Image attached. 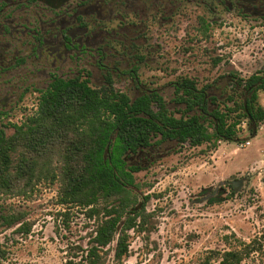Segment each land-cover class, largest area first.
Returning a JSON list of instances; mask_svg holds the SVG:
<instances>
[{
    "label": "rangeland",
    "instance_id": "374dc122",
    "mask_svg": "<svg viewBox=\"0 0 264 264\" xmlns=\"http://www.w3.org/2000/svg\"><path fill=\"white\" fill-rule=\"evenodd\" d=\"M168 3L163 18L154 9L145 27L116 30L124 44L111 42L100 68L88 57L58 72L83 78V71L92 72L91 87L109 76L131 98L155 89L167 102L170 83L182 77L201 87L229 71L243 78L264 74V18L194 0ZM259 100L264 106V93ZM36 109L37 94L28 92L0 119L4 134L10 136L11 125H22ZM248 143H221L216 151L206 145L172 151L173 144H164L127 156L128 165L140 167L130 190L145 218L129 232L128 255L116 261L113 242L104 250V264H204L210 251L241 250L240 243L252 240L257 250L241 264H264V129ZM47 161L56 180L21 178L13 190H0V264H63L87 248L94 220L57 204L61 163L56 154Z\"/></svg>",
    "mask_w": 264,
    "mask_h": 264
},
{
    "label": "trees",
    "instance_id": "16d2710c",
    "mask_svg": "<svg viewBox=\"0 0 264 264\" xmlns=\"http://www.w3.org/2000/svg\"><path fill=\"white\" fill-rule=\"evenodd\" d=\"M104 80L91 87L89 73L85 78L56 77L40 93L32 116L20 126L12 124L10 136L0 130V190H13V181L21 178L56 180L47 161L56 154L61 163L57 204L94 220L87 248L63 264H104V250L113 242L116 261L128 255L129 232L143 224L145 214L143 208L136 210L130 190L140 167L128 165L127 156L164 144H173L172 151L204 145L216 151L221 143H247L264 125L260 72L243 78L229 71L201 87L182 77L170 83L169 102L155 89L131 98L115 89L109 76ZM255 244L210 251L203 262L241 264L256 252Z\"/></svg>",
    "mask_w": 264,
    "mask_h": 264
},
{
    "label": "flooded vegetation",
    "instance_id": "af4514ba",
    "mask_svg": "<svg viewBox=\"0 0 264 264\" xmlns=\"http://www.w3.org/2000/svg\"><path fill=\"white\" fill-rule=\"evenodd\" d=\"M194 1L223 7L226 12L245 18H264V0ZM168 2L0 0V119L10 114L28 92L36 93L38 102L40 93L56 77L83 78L80 72L71 77L58 72L68 62L89 57L96 59L100 68V55L111 47L110 43L124 44L123 39L115 37L116 30L118 33L129 27H145L151 22L154 9L163 18Z\"/></svg>",
    "mask_w": 264,
    "mask_h": 264
},
{
    "label": "crops",
    "instance_id": "0c3cea01",
    "mask_svg": "<svg viewBox=\"0 0 264 264\" xmlns=\"http://www.w3.org/2000/svg\"><path fill=\"white\" fill-rule=\"evenodd\" d=\"M263 129H264V125H262V126L260 127V129L258 130L257 136H256L255 138H257V137L259 136L260 132L263 131ZM255 138H253V139H255ZM251 140H252V139H251ZM248 145H249V143H248ZM248 145H246V146H248ZM219 147H220V146H219ZM219 147H218V148H219Z\"/></svg>",
    "mask_w": 264,
    "mask_h": 264
},
{
    "label": "built area",
    "instance_id": "2783aa9c",
    "mask_svg": "<svg viewBox=\"0 0 264 264\" xmlns=\"http://www.w3.org/2000/svg\"><path fill=\"white\" fill-rule=\"evenodd\" d=\"M245 145H248V142H247V143H245Z\"/></svg>",
    "mask_w": 264,
    "mask_h": 264
}]
</instances>
